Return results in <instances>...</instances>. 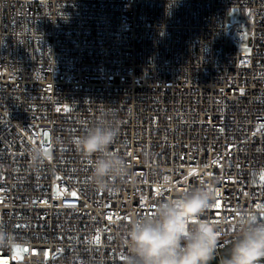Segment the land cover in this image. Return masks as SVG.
<instances>
[{"label":"built area","instance_id":"obj_1","mask_svg":"<svg viewBox=\"0 0 264 264\" xmlns=\"http://www.w3.org/2000/svg\"><path fill=\"white\" fill-rule=\"evenodd\" d=\"M104 113L130 166L115 192L75 144ZM214 178L219 264L237 212L264 205V0H0V229L17 241L0 264H124L162 184Z\"/></svg>","mask_w":264,"mask_h":264},{"label":"clouds","instance_id":"obj_2","mask_svg":"<svg viewBox=\"0 0 264 264\" xmlns=\"http://www.w3.org/2000/svg\"><path fill=\"white\" fill-rule=\"evenodd\" d=\"M119 135L118 119L104 113L75 140L91 163L90 183L97 191L115 192L117 182L130 176L128 162L110 150ZM47 157L44 147L32 148L31 161L37 167ZM217 183L218 178L201 180L182 191L162 184L161 189L175 194L159 199L146 214L128 219L122 237L124 264H210L226 234L220 221L204 218L220 196ZM258 207L257 212H237L229 225L227 255L220 257L219 264H264V205ZM16 244L11 233L0 229V248L12 249Z\"/></svg>","mask_w":264,"mask_h":264},{"label":"water","instance_id":"obj_3","mask_svg":"<svg viewBox=\"0 0 264 264\" xmlns=\"http://www.w3.org/2000/svg\"><path fill=\"white\" fill-rule=\"evenodd\" d=\"M227 252H228V249L226 245L220 249L221 256L227 255ZM210 264H217V260L216 259L212 260Z\"/></svg>","mask_w":264,"mask_h":264}]
</instances>
